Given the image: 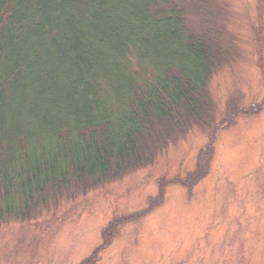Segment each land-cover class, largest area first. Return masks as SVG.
<instances>
[{"label":"rangeland","instance_id":"obj_1","mask_svg":"<svg viewBox=\"0 0 264 264\" xmlns=\"http://www.w3.org/2000/svg\"><path fill=\"white\" fill-rule=\"evenodd\" d=\"M174 1L213 48L202 110L0 220V264H264V0Z\"/></svg>","mask_w":264,"mask_h":264},{"label":"trees","instance_id":"obj_2","mask_svg":"<svg viewBox=\"0 0 264 264\" xmlns=\"http://www.w3.org/2000/svg\"><path fill=\"white\" fill-rule=\"evenodd\" d=\"M175 2L0 0L1 221L200 113L213 48Z\"/></svg>","mask_w":264,"mask_h":264}]
</instances>
